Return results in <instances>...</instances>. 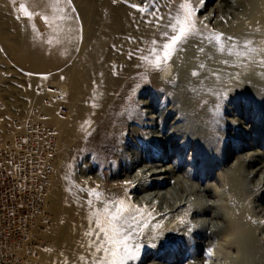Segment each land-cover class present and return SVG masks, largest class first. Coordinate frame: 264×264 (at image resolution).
<instances>
[{
	"label": "rangeland",
	"instance_id": "rangeland-1",
	"mask_svg": "<svg viewBox=\"0 0 264 264\" xmlns=\"http://www.w3.org/2000/svg\"><path fill=\"white\" fill-rule=\"evenodd\" d=\"M193 1L187 0L191 5ZM20 3L36 13L41 12L43 4L52 6L54 0H0V167H14V175L26 181L31 197L26 208L30 224L27 236L11 264H65L60 258L69 256V249L54 238L58 222L47 205L48 197L58 180L68 189V176L75 167L85 162L99 169L100 158L110 160L104 157L110 145L105 135L115 127L129 129L131 135H123L126 148L143 155L144 163L157 154L154 159L162 160L164 165L176 161L184 170L192 169L190 183L200 189L217 187L218 172H232L239 164L236 157L249 151L242 150L248 148V142L264 152V121L256 123L259 110L252 112L254 102H248V95L242 94L227 99L223 117L234 119L236 124L243 121L247 128L252 124L257 127L251 137L247 128L237 131L231 122L225 123L220 131L221 153L206 172L203 167L209 165V159L197 155L191 144L184 148L182 136L172 137V122L177 116L168 112L172 103L164 101L165 93L149 82V75L139 66L140 56L150 49L154 33L185 0H72L76 11L65 8L70 18L53 17L46 27H38L33 17H25L19 11ZM145 3L150 4L147 13L129 6ZM55 14L60 15L56 10ZM202 14L196 15L201 18ZM158 16L164 17L159 27ZM41 52L45 59L54 58L55 62L43 66L39 63ZM177 68L172 67L170 77L177 75ZM140 83L147 85L139 88ZM50 84L56 86L51 88L54 93H48ZM133 103H146L139 111L145 114L144 122L152 124L140 126L137 120L128 121L138 117V107L133 108ZM90 105L106 108L95 112V125L86 134L87 139L75 138L74 120L82 117ZM231 108L236 110L233 114L226 112ZM149 133L159 138H150ZM240 183L243 185L244 178ZM189 197L196 199L198 195ZM243 198L248 200L246 191ZM204 251L197 250V256Z\"/></svg>",
	"mask_w": 264,
	"mask_h": 264
},
{
	"label": "bare ground",
	"instance_id": "bare-ground-1",
	"mask_svg": "<svg viewBox=\"0 0 264 264\" xmlns=\"http://www.w3.org/2000/svg\"><path fill=\"white\" fill-rule=\"evenodd\" d=\"M192 7L196 10V26L203 36H193L181 45L182 50H178L161 71L154 70L141 59L139 67L149 75V82L155 83L156 88L165 93L164 101L172 103L168 112L177 114L172 122L175 124L171 127L172 137L182 136L184 148L191 144L197 155L209 159V165L203 167V172H206L211 164L217 163L221 153L223 136L220 131L223 125L231 122L237 131L247 128L243 121L236 124L234 119L223 117L228 98L237 94L248 95V102H254L252 112L258 113L259 110L256 123L264 121V65L259 63L264 60V51L251 54L253 60L249 61L247 57L237 58L227 51L219 52V46L215 42L209 44L204 37L213 32L222 33L226 48L232 44L226 38L234 37L238 51H245L243 45L247 40L253 41L252 47L264 49V0H194ZM42 8L41 12L33 15L38 27L50 25L42 19L43 16H48L53 22L57 15L51 5L43 4ZM181 11V7H177L154 33L153 39L159 40L161 32L168 30L165 25ZM197 12H203L201 18L197 17ZM142 55H150L149 50ZM44 56L41 52L39 63L43 66L48 67L55 62L54 58L47 60ZM174 65L179 67L178 73L170 77ZM194 70L198 76L191 75ZM142 86L140 83L138 87ZM48 87V93H54L51 88L56 86L50 84ZM145 104L133 103V108L138 107L135 110L138 117L129 119V122L137 120L140 126L152 124L145 123V114L140 112L139 107ZM105 108L88 106L83 116L74 120L72 130L75 138H86L95 125V112ZM233 109L226 112L233 114L236 111ZM250 114L248 112V117ZM252 125L247 128L251 137L253 128L257 127ZM128 130L124 126L115 127L110 135H105L110 145L104 157L110 160L100 158L99 169L84 162L68 176V189L60 180L53 186L47 205L58 222L54 238L69 249V256L60 258L65 264H91L95 256L102 255L90 247L97 242L96 236L87 235L90 231H97L94 212L102 208L96 197L88 194L89 189L103 193L102 199H123L145 210L143 221L147 222V227L134 238L135 243L142 245L139 259L129 261V264H264V152L248 142V148L242 150L249 151L236 157L239 167L234 166L232 172L220 170L217 187L200 189L190 183L193 180L192 169L184 170V166H178L176 161L164 165L162 160L154 159L157 154L144 163L143 155L126 148L123 135H131ZM202 134L204 138H201ZM153 135L149 133L148 137L159 138ZM163 140L167 141V138ZM201 140L203 142L199 144ZM140 163L143 165L138 169ZM239 177L240 180L244 178L243 185ZM244 191L248 193L246 202ZM190 194L198 197L190 198ZM172 242L177 243L171 245ZM184 243L189 251H186ZM203 248L205 251L197 256V250Z\"/></svg>",
	"mask_w": 264,
	"mask_h": 264
},
{
	"label": "snow or ice",
	"instance_id": "snow-or-ice-1",
	"mask_svg": "<svg viewBox=\"0 0 264 264\" xmlns=\"http://www.w3.org/2000/svg\"><path fill=\"white\" fill-rule=\"evenodd\" d=\"M11 2L15 3L16 0H11ZM151 2L154 3L155 0H151ZM61 4L64 7H60ZM129 6L140 13H147L150 4L145 3L143 6L130 4ZM52 7L60 13L59 16L55 17L59 20L70 18L65 13V8L70 9L71 12L76 11L72 5V0H54ZM180 7L182 10L181 13L172 17L170 22L165 25V29L168 30L161 32L159 40L153 39L151 41V48L149 49L150 55L140 56V59L154 70L161 71L163 66L171 61L173 55L178 50H182L180 46L186 43L191 37L203 36V33L196 26V10L187 0ZM19 11L29 19H32L34 15L33 12L28 10L25 3H20ZM42 19L46 23H51L48 16H43ZM163 19L164 17L162 16L157 17V27H159V21ZM33 29L35 30V26H33ZM204 39L209 44L215 42L219 46L217 50L221 53L227 51L229 55H235L237 58L247 57L249 61L253 60L251 54L264 51V49L252 47L253 41L251 40L244 41L243 47L245 51H238L234 37L226 38L232 41V44L226 48L223 43L225 37L222 33L213 32L204 37ZM48 43L51 44L52 41L49 40ZM200 51L203 52L204 49L201 48ZM224 62L228 63L227 61ZM259 63L264 65V60L259 61ZM200 67H203V65ZM191 75L198 76L199 73L194 70ZM88 194L96 197L102 205V208H98L94 212L97 231L95 233L91 231L87 233V235H95L97 238V242L94 245H90V247H94L95 253H102V255L95 256L91 264H129V261L138 260L142 245L135 243L134 238L147 227V222L143 221L145 210L131 205L123 199H102L103 193L96 189H89ZM91 203L92 201H89V204ZM156 227H159V225ZM83 259L81 257V260Z\"/></svg>",
	"mask_w": 264,
	"mask_h": 264
},
{
	"label": "built area",
	"instance_id": "built-area-1",
	"mask_svg": "<svg viewBox=\"0 0 264 264\" xmlns=\"http://www.w3.org/2000/svg\"><path fill=\"white\" fill-rule=\"evenodd\" d=\"M14 174V167H0V264L18 257L30 225L26 212L30 188Z\"/></svg>",
	"mask_w": 264,
	"mask_h": 264
}]
</instances>
